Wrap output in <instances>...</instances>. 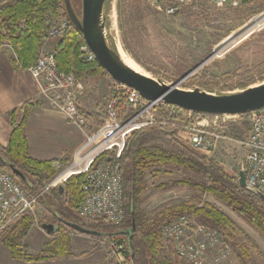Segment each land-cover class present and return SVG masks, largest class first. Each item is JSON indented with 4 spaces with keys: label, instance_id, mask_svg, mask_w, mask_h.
<instances>
[{
    "label": "trees",
    "instance_id": "trees-1",
    "mask_svg": "<svg viewBox=\"0 0 264 264\" xmlns=\"http://www.w3.org/2000/svg\"><path fill=\"white\" fill-rule=\"evenodd\" d=\"M70 3L74 12L79 15L73 0H70ZM247 4H243L242 7ZM59 17L65 18L69 27L55 51L57 70L83 79L104 74L96 62L82 63L79 60V48L84 41L67 19L63 0H7L0 5V48L5 43L10 45L13 54L10 61L14 68L18 69L20 65L26 69L34 65L48 30ZM33 105L32 102H26L7 114L12 133L7 146L4 148L0 146V157L24 175L28 183L26 185L20 181L24 190L30 195H37L42 189V182L52 178L64 166L66 160L40 161L29 156L25 124L28 111ZM179 112L185 113L181 109ZM86 117L91 124V130L100 125L98 117L92 114H86ZM139 133L166 137L168 149L141 148L135 141ZM139 133L129 138L119 161L125 198L124 220L120 225L112 226L106 222L86 224L76 213L82 200L77 186L81 179L72 178L64 185L63 194L54 190L50 192L51 198L47 194L40 199L45 214L41 228L50 225L55 229L49 234V240L43 243L40 253L35 255L27 253L22 243L33 225L29 214L24 215L13 228L0 233V247L7 249L9 259L37 264L62 258L87 257L98 249L95 246L88 252L75 255L71 249L69 231L84 234L76 232L67 223L99 234L84 236L107 240L118 233L129 231L131 261L128 264H190L178 257L172 244L163 241L161 237L162 228L181 216L193 214L203 225L217 230L228 243H230L228 240H233L228 233L233 222L224 213L207 204L196 206L183 202L165 206L154 216L147 217L141 208V194L147 190L146 173L154 167L173 168L181 173L179 178L159 185L158 189L183 187L192 190L199 199L210 195L238 215L264 239V202L250 192L242 190L234 176L226 172L219 163L206 159L182 143L175 134L166 133L160 128L151 127ZM0 167L10 172L5 164L0 163ZM231 248L237 253L239 263L246 264L249 257L247 251L238 252L236 244Z\"/></svg>",
    "mask_w": 264,
    "mask_h": 264
},
{
    "label": "built area",
    "instance_id": "built-area-1",
    "mask_svg": "<svg viewBox=\"0 0 264 264\" xmlns=\"http://www.w3.org/2000/svg\"><path fill=\"white\" fill-rule=\"evenodd\" d=\"M251 0H206L217 10L235 9ZM166 16H175L184 8L193 7L194 0H144ZM69 27L59 17L48 30L33 66L19 70L29 73L38 86L39 97L49 108L60 112L65 120L83 134L82 144L74 150L68 163L51 180L45 182L37 195L28 194L20 181L0 167V233L15 226L26 214H33L40 199L65 185L72 178L82 200L76 213L87 223L106 222L112 226L124 220L120 159L129 138L151 127L171 128L182 141L196 152L210 158L222 143L240 146L245 151L243 171L246 186L264 196V108L247 116L250 129L243 139L231 137L224 130L237 116L203 115L179 108H156L157 101H148L130 87L112 81L101 107V124L91 130L80 99L90 90L89 80L57 70L55 51ZM11 51L9 44L5 45ZM13 55V54H12ZM15 59V57H14ZM82 63L95 62L94 54L85 43L79 48ZM241 116V115H239ZM64 174L67 176L64 178ZM162 239L170 242L176 255L190 264H239L226 239L215 229L197 223L192 216H181L161 230ZM105 247L115 264H128L131 253L124 232L112 236Z\"/></svg>",
    "mask_w": 264,
    "mask_h": 264
},
{
    "label": "rangeland",
    "instance_id": "rangeland-1",
    "mask_svg": "<svg viewBox=\"0 0 264 264\" xmlns=\"http://www.w3.org/2000/svg\"><path fill=\"white\" fill-rule=\"evenodd\" d=\"M194 1L193 7L184 8L170 17L150 7L144 0H106L103 8L106 42L116 51L121 49L150 78L184 91L199 90L213 95L235 94L264 82V0H251L245 7L222 10L210 7L206 0ZM73 3L80 15L81 0H73ZM7 44L0 48V52H12L5 46ZM111 84L112 80L105 73L89 79L90 90L80 99L81 110L87 114L102 116L103 111L94 107L96 104L101 107ZM163 105L158 104L156 108L163 109ZM97 120L101 124L100 117ZM229 122L228 129L224 130L228 135L237 139L248 135L250 123L247 116L238 115ZM160 129L175 134L184 143L171 128ZM135 139L141 148L168 149L167 138L158 134L139 133ZM244 154L245 151L240 146L222 143L210 158L203 156L219 163L237 182ZM180 176L181 173L173 168L154 167L148 171L145 176L147 190L141 194L143 213L152 217L165 206L183 202L196 206H213L233 222L232 228L228 230L233 238L228 240L230 247L236 244L238 252L247 251L249 257L246 264H264V239L212 196L205 195L199 199L187 188H157ZM52 178L44 180L42 186ZM47 196L51 198L52 194ZM29 215L33 220L32 244L38 245L49 240L50 237L47 238L41 228L45 215L43 205L39 203L35 212ZM187 216H192L197 223L202 224L195 215ZM69 234L76 233L69 231ZM82 236L77 244L81 253L88 252L95 246L100 252L90 263L96 261L98 256L106 258L107 262H114L105 247L109 239ZM26 237L22 241L24 248L29 246V239ZM26 252L38 254L31 250ZM232 252L239 263L237 253L234 249ZM79 262L85 264L86 261ZM0 264H9V258H3L1 251Z\"/></svg>",
    "mask_w": 264,
    "mask_h": 264
},
{
    "label": "water",
    "instance_id": "water-1",
    "mask_svg": "<svg viewBox=\"0 0 264 264\" xmlns=\"http://www.w3.org/2000/svg\"><path fill=\"white\" fill-rule=\"evenodd\" d=\"M105 2L106 0H81V12L77 15L70 0H63L65 14L70 24L81 34L84 43L94 54L95 62L113 82L132 88L145 100L157 101L196 114L238 116L264 108V82L239 93L213 95L199 90L184 91L173 86L169 87L125 66L118 52L110 48L105 39L103 16ZM0 163L5 164L19 181L28 184L24 175L18 169L5 163L1 157ZM237 184L242 190L250 192L264 202L262 194L246 186L243 167L237 174ZM57 192L63 194L64 186H58ZM67 225L84 235H99L76 224L67 223ZM42 228L48 234H52L55 230L50 225ZM124 233L129 242L130 232Z\"/></svg>",
    "mask_w": 264,
    "mask_h": 264
},
{
    "label": "crops",
    "instance_id": "crops-1",
    "mask_svg": "<svg viewBox=\"0 0 264 264\" xmlns=\"http://www.w3.org/2000/svg\"><path fill=\"white\" fill-rule=\"evenodd\" d=\"M7 0H0L2 5ZM0 52V146L6 147L12 133V127L6 118L7 114L15 109L20 108L26 102L34 103L28 111L25 124V136L28 146V153L32 159L40 161L63 160L68 162L72 153L83 142V134L81 130L69 124L64 116L49 107H47L39 97L38 86L28 72L15 69L10 58L12 52ZM93 77L87 78V80ZM30 229L26 238L29 239V246L25 247L26 251L39 253L42 249L44 241L38 245L32 244ZM46 233L47 238L49 234ZM36 236V234H34ZM71 249L75 255L82 254L77 249L78 241L83 238L80 234H69ZM2 249V250H1ZM2 257L8 256V251L4 247H0ZM100 252L93 251L87 257L80 258H62L59 260L48 261L37 264H79V261L86 262L95 259ZM85 262V264H86ZM107 259L97 257L96 261L89 264H106ZM9 264H26L21 261H11Z\"/></svg>",
    "mask_w": 264,
    "mask_h": 264
},
{
    "label": "bare ground",
    "instance_id": "bare-ground-1",
    "mask_svg": "<svg viewBox=\"0 0 264 264\" xmlns=\"http://www.w3.org/2000/svg\"><path fill=\"white\" fill-rule=\"evenodd\" d=\"M114 12H115V11H114ZM247 36H248V35H247ZM244 38H245V37H244ZM244 38H243V39H244ZM117 52H118V54H119V58H120L121 62H122L125 66L129 67L130 69H132V70L135 71L136 73H139V74H141V75H143V76L149 77L146 73L142 72L141 69H140V67H139L136 63H134L131 59H129V58L124 54V52H123L121 49L118 48ZM66 176H67V175L64 174V178H65ZM130 253H131V252H130Z\"/></svg>",
    "mask_w": 264,
    "mask_h": 264
}]
</instances>
